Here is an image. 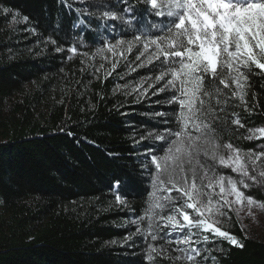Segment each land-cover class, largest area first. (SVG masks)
Segmentation results:
<instances>
[{"label":"trees","instance_id":"trees-1","mask_svg":"<svg viewBox=\"0 0 264 264\" xmlns=\"http://www.w3.org/2000/svg\"><path fill=\"white\" fill-rule=\"evenodd\" d=\"M166 23L143 0H0V264H199L166 241L168 202L146 211L154 191L162 197L151 156L175 139L179 106L168 103L171 88L157 91L170 79L156 80L167 66L140 56L134 36L159 34ZM118 40L116 55L98 54ZM248 76L246 107L222 85L227 103L212 101L229 121L221 142L241 153L255 148L249 129L264 127V75L254 68ZM237 118L243 128L230 123ZM215 171L234 177L218 164ZM244 191L264 202L261 189ZM229 215L217 226L243 247L205 233L207 261L264 264V238Z\"/></svg>","mask_w":264,"mask_h":264},{"label":"snow or ice","instance_id":"snow-or-ice-1","mask_svg":"<svg viewBox=\"0 0 264 264\" xmlns=\"http://www.w3.org/2000/svg\"><path fill=\"white\" fill-rule=\"evenodd\" d=\"M143 3L150 6L153 15L165 17L167 23L158 29L159 34L149 36L141 33L134 36V41L142 43L144 51L140 52V56L148 53L149 63L155 59L167 66V70L162 71L156 80H163L166 76L170 79L157 91L171 88L173 95L168 103L179 106V130L171 133L175 139L163 156H151V163L157 170L155 180L170 186L157 190L166 191L169 195L158 197L154 191L153 202L146 211L165 208L166 205L160 202L163 199L174 213L161 217L168 221L165 227L171 226L173 231L182 233L185 228H197L242 248L234 235L217 226L220 223L217 217L231 219L229 214L233 212L239 216L245 204L248 215H252L253 206L264 207V202L246 196L244 191L251 184L264 182V169L258 172L256 169L257 162L264 159V151L242 154L231 142H221V131L229 121L218 114L216 105L227 103V100L220 99L225 95L220 88L222 85L246 107L247 93L244 89L248 74L255 68L264 75V0H143ZM124 11L131 12L132 6ZM103 16L113 20L118 18L114 12L107 11ZM119 19L125 21L124 16ZM124 43L118 40L107 45L106 49H99L98 54L107 50L116 55V49ZM131 48L130 42L127 50L130 52ZM119 54L123 55V52ZM213 100L216 105L212 104ZM223 111L219 108V112ZM230 123L244 127L238 118ZM249 132L251 134L246 139H264V127L249 129ZM155 138L166 139L162 135ZM201 155L212 163L202 161ZM217 164L235 173L238 179L231 175H217ZM121 183L119 179L114 180L113 186L118 189ZM153 187L156 188L155 182ZM172 191L177 193L176 197L171 196ZM116 200L122 202L119 195ZM189 209L195 216L190 214ZM152 239L157 237L153 235ZM204 240L207 241L208 236H204ZM181 242L189 243L190 233H185ZM150 248L151 252L157 251L155 247ZM163 251L162 248L157 255ZM192 252L200 254L197 249H192ZM181 258L175 257L176 260ZM184 258L195 260L191 254H186ZM149 259H153L151 253Z\"/></svg>","mask_w":264,"mask_h":264},{"label":"rangeland","instance_id":"rangeland-1","mask_svg":"<svg viewBox=\"0 0 264 264\" xmlns=\"http://www.w3.org/2000/svg\"><path fill=\"white\" fill-rule=\"evenodd\" d=\"M117 51V49H116ZM113 55V53L104 51L102 55L104 57H108L109 55ZM89 55H86V57ZM91 60L93 62V59L91 57ZM251 134V133H250ZM249 134V135H250ZM252 141H255V148L251 151L252 153H259L261 151H264V139H252ZM245 154V153H242ZM257 172L264 169V159L261 161H258L256 164ZM234 179H238L237 175L234 173ZM165 187H170L166 185H161L158 182V189H163ZM250 187L259 188L264 192V182H261L260 184H251ZM159 192L162 193V197L169 195L168 192L159 190ZM172 197H176L177 193L175 191H172L171 193ZM246 195V194H245ZM247 196V195H246ZM231 198V197H230ZM252 215H248V206L245 204V207L243 211L240 212L239 217L240 220L245 227V229L254 237L257 238H264V207H260L259 205L253 206L252 209ZM174 214V213H172ZM179 218V217H178ZM182 219V218H180ZM130 222L134 225H138L135 218L130 219ZM168 224V221L166 219L161 220V227L167 230V234L165 235L166 241L174 245L176 249H183L184 251L181 252L182 254H191L195 256V259L198 261L199 264H202V258L204 260V264H211L209 263L208 257L206 251V246L204 241V236H206L205 232L200 231L197 228L188 229L185 228L184 232L180 231H173L171 226L165 227V225ZM190 233V242L189 243H183L181 242L183 240L184 234ZM161 235V232H160ZM159 235V236H160ZM156 236V235H155ZM157 237V236H156ZM192 249H197L199 251V255H195V253L192 252Z\"/></svg>","mask_w":264,"mask_h":264}]
</instances>
